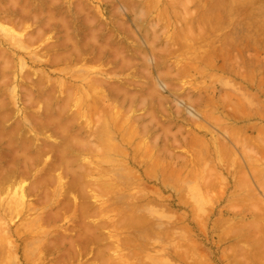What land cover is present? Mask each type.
<instances>
[{
    "label": "rangeland",
    "instance_id": "rangeland-1",
    "mask_svg": "<svg viewBox=\"0 0 264 264\" xmlns=\"http://www.w3.org/2000/svg\"><path fill=\"white\" fill-rule=\"evenodd\" d=\"M24 1L25 0L0 1V6L2 5L0 7L1 9L6 4L4 10L0 9V54L3 51L4 54L2 53V56L6 59L9 57L7 62L1 56V58L4 59V64L2 62L3 59L0 60V69L2 70L0 71H4V74H0V101L4 100L3 103L0 102L2 103L0 108L5 104L4 108H2L3 111H0V114L3 112V115L4 112L6 113L8 110V112L11 111L10 114L12 113L11 115L9 114L10 117L8 118V121H6V116L4 117L1 115L0 117L6 119L4 120L6 122H3L2 125L4 126V130L9 131L13 128L12 126L15 128L17 127L15 125H19L18 128L21 129L18 133H23L24 130L26 132V135L24 132L20 137L16 133L15 138L17 137V140L14 138V140H16L14 141L15 144L13 146L11 145V148H15L13 151L17 150L16 152H18V154H20V152L27 155L32 154V157L35 153L37 154L36 156H38L45 152L43 156H46H44V158L43 156L38 158L40 155L38 157L34 156L37 158H34V160L30 157L31 159L29 158V160H31L32 163L25 161V164H23L24 161H22V159L24 160L25 158V160H28L26 156L23 157L24 155H18L20 157L16 159L17 156L14 158L15 154H12L13 151L11 150V152L10 149L7 148L9 146L6 145L7 140L0 143L1 152H3L5 156L3 153L1 154L4 157V160L6 159L4 161L5 165H8L9 160L13 157L14 160L12 161L14 169L19 173L16 174V183L9 186L10 188L7 187L9 190L7 188L3 190L0 189V204L2 203L1 205L3 207H0V217L2 218H0V222L2 221L0 223V231L2 229L0 236L3 237L4 234L7 235V233H9L11 235L10 240L14 242H10V245L13 244L12 247L16 249L13 250L10 246L9 248H12V251L10 250V258H7V261H5V259L2 260L0 264H11L10 260L12 259L14 264H23L29 261V259L31 261H29L28 264H35V261H38L37 264H43V262L46 264H239V262L241 263L242 261L241 264H264V230H262L264 227V220L261 219L264 218V212L261 211L264 210V200L260 201L259 204V198L264 199V189H262V184H260V181L258 180V178L263 179L264 177V146H261L264 145V142L259 144L253 139L257 138V133H259L260 130L264 131V0H52L53 3L51 2V4H49L50 0H26V3ZM76 4H78L79 7L82 6L83 10ZM14 5L15 7H13ZM76 6L79 9H75ZM11 7L14 10H12ZM5 8H7V11H5ZM48 8L50 10H47ZM22 9L24 11L27 9L25 12H29L28 15H25V12L22 14ZM52 9L54 13H52ZM38 11L39 13H37ZM49 11L53 16H51L52 14H50ZM46 12L48 17L45 15ZM30 14H33V17ZM23 15L26 17H22ZM11 16L12 19L16 21L13 22ZM20 16L22 18H20ZM49 17H51L53 21L57 18L58 21L56 20V22H53ZM7 18L9 19L6 20ZM33 18L36 19V21L32 20ZM85 18H87V20ZM19 20H21L20 24ZM87 21H89L91 25ZM64 22L66 23L64 24ZM47 24L48 26L50 25V27H48ZM64 25L66 26L64 27ZM18 26H21V28ZM37 28L39 30L41 29V33ZM66 28L68 30L67 34L65 33ZM89 29H91V31ZM68 34L72 38L69 37V39ZM29 35L30 37L32 35L34 36L30 38ZM25 37L28 38V40ZM33 37L34 39H32ZM92 38H94L93 40L95 42L97 41V44L101 42L98 47ZM63 39L66 40L65 43L68 39V43L72 42L73 45L71 43H67L68 45H66ZM71 39L73 41H71ZM46 41H49V44ZM88 41L90 42L88 43ZM59 42H63L61 43L62 45L64 44L63 47ZM56 43H58V45ZM104 43L106 44L104 45ZM85 44L88 45L85 46ZM73 46L78 48H72ZM113 48L117 49L113 51ZM28 49L30 50L28 51ZM74 49L79 50V52L76 50L73 52ZM68 51H72L73 53H66ZM76 52L80 54V57H78L80 60L76 59L78 56V54L77 56L75 55ZM113 52L117 56H114ZM66 54L72 55L74 60L69 58L70 61L68 58L67 60L63 58ZM7 55L8 57H6ZM99 55L101 57H99ZM52 56H54V59H52ZM19 57H21V61L19 60ZM38 57H40V59L43 58L40 60ZM9 60L11 64L9 63ZM63 60H65V62ZM18 61H20L22 65L24 62L25 65L21 68V64H19L20 62ZM56 62L58 64H55ZM7 63L10 65H7ZM120 65H122V67ZM114 69H116V71ZM96 73L98 75L95 76ZM4 75L6 77H4ZM23 75L25 76L23 77ZM2 77L4 78V83ZM5 78L7 85L5 83ZM9 80L10 82H8ZM105 81L106 83H104ZM131 81L134 84L130 83ZM98 83L99 85L101 84V87ZM113 83H115V85H113ZM163 83L165 84L163 85ZM110 84H112V87ZM110 87L113 90L116 88V92ZM23 88H25V90H23ZM154 88L156 89L154 90ZM150 89L160 98H158L156 94L154 95V92H151ZM122 90L124 92L120 94ZM148 90L149 93H147ZM49 92H52V94H49ZM128 92L134 93L131 95ZM136 93H141L140 95L142 96L139 97V94ZM134 94L136 98L134 97ZM92 95L94 97L96 96L98 99L95 101L94 99L96 97L94 98ZM68 96H71V99H69ZM147 96H151L150 98L152 100L146 98V100L143 101L142 98ZM28 97H30V106L26 103L28 102L26 99ZM92 97L94 99H92ZM223 97L228 99L225 100ZM66 99H68V106L67 104H64L66 103ZM99 99H102L104 103L102 101L99 102ZM122 100L123 102H120ZM228 100L230 101L228 102ZM31 101H33L35 105ZM110 102L113 103V109L104 110H110L108 114H105L102 108L105 104L111 105ZM101 103H103V105H98ZM129 103L131 104L130 107ZM39 104L41 108L39 107ZM149 106H152V109ZM96 107L98 109H96ZM109 107L112 108L111 106H108V108ZM105 108L106 106L104 109ZM97 110H99L101 114L99 111L97 112ZM151 110H153V112ZM177 111L178 114H176ZM117 112L121 113L119 114ZM210 112L212 113L210 114L212 116L208 114ZM103 113L106 115L105 117L108 121V125H105L106 121H101L102 117H104ZM9 115H7V117ZM30 115H32V117ZM35 116L36 119L38 118L37 121L39 122H35ZM144 116H146V118ZM149 116H151V118ZM70 117H72L73 121ZM212 117L215 119L220 117V122L222 119L224 123H226V126L228 125V128L224 126L225 124H223V122L222 124L219 123L218 118L216 121L215 119H212ZM76 118L77 120L74 121ZM113 118L118 123L116 125L115 122L116 126L113 124ZM136 118H140V120L138 119V121H136ZM50 119H52V121H50ZM53 119L56 121L55 124ZM68 119L74 124H70ZM150 119L156 121L159 126L156 122H151ZM125 121L127 122L125 123ZM65 122L68 127L64 125ZM146 122L149 123L147 124ZM57 123H60L59 125H64V127L62 126L63 128H68L64 129L67 131H65L66 133L62 132L63 136L60 135L63 128L59 132L58 130L61 129L59 128L61 126H58ZM145 123L147 130H143L145 127L143 129L140 127V125L145 126ZM121 124H123L124 129L123 127H120ZM128 126L129 128H127ZM164 126L167 130L164 129ZM178 126H180V128H178ZM230 126H236V128H239L238 131H241V133L239 132L241 136L239 145L237 144L239 142H235L236 139L230 134V132L227 133L231 130ZM155 127L156 129H154ZM101 128L104 130L107 128V132L103 130L104 133H102ZM108 128H110V133L113 135H106V133L109 132ZM119 128L122 129L119 130L120 133L118 135L117 130ZM161 128H163L165 132ZM80 129L81 131H79ZM91 129L97 131L93 132ZM56 130L59 133L56 132ZM177 130H180L179 132H181V134H178ZM167 131H170L169 133L172 134H168ZM124 132H126L127 135H125ZM173 132L177 133H175L176 136ZM64 133L67 135L65 136ZM73 134L75 135V139ZM165 134L167 136H165ZM219 134L224 138L221 139L220 136H217ZM70 136L73 137L68 138ZM28 138L32 139L28 140ZM79 138L82 139L80 140ZM174 138L177 140L175 139L173 141ZM22 139H25L24 144H31V147L29 148L30 150L28 149L27 152H24L27 147L23 148L24 144ZM99 139H102V141H99ZM124 139L127 140L128 143H126ZM154 139L156 144H153L154 142H152ZM243 139L246 141L245 143H247L245 147L242 144ZM20 140L22 143H20ZM222 141L224 146L227 145L226 151H232V157L224 151V146L221 145ZM66 142H69V147H67V145H65V147L64 145L62 146V144H67ZM73 142H76V144L77 142L80 143L78 144L79 147L76 148L75 146L78 145H71L74 144ZM111 142L112 144H110ZM217 143H220V145ZM47 144L56 147L48 146V148H51L53 151L49 149L46 153L42 148L46 147L47 150ZM82 144H85V147ZM92 145L94 149L91 148ZM4 146L6 148H4ZM80 146H82V148ZM133 146H136V149H133ZM230 146L233 147L231 148ZM35 147L38 148V150ZM121 147L124 148V151H121ZM219 147L224 149H221L222 154L226 153L230 157L225 154V156H223L220 153L221 151L218 152ZM56 148L60 151L64 149L67 153L64 152V155L62 156L65 158L67 157L66 159H71L72 157L73 160L71 159L70 161L68 159L70 163H67V165V160L64 164L63 161L65 158L60 159L61 156H56L59 155V151L58 153L56 152L57 154L55 153ZM22 149L24 151H22ZM166 149L169 150L166 151ZM241 149L243 152L245 149H250L248 152L250 155L252 154L254 157V155L257 154L256 157L259 156L258 159H260V161L254 158L259 163L254 161L256 164L253 165V167L259 166V169L262 171L261 177L259 175L257 177L255 174L256 172L251 169L253 161L249 157L247 158H249L250 161L245 157L249 156V154L245 155L247 154L246 151L244 154L241 152ZM118 150L123 154L125 152L124 155L126 157L123 154L119 155L120 152ZM251 151L252 153H250ZM134 152H137L136 156H138L136 158L134 157ZM219 153L222 156H220ZM235 153L239 159L237 163L233 161ZM102 154L105 156H99ZM243 154L245 156H243ZM77 156L82 158L80 159V157H78L77 159ZM151 157L152 161L150 160ZM137 158L141 160V163L140 161H136ZM220 158L221 160L223 159V161H221ZM225 159L227 160L225 161ZM149 160L151 162H149ZM109 162L110 164L108 165ZM137 162L139 163L137 164ZM30 164L33 165L34 168H32ZM52 165L57 167L56 170L53 169ZM148 165L150 166L148 167ZM228 165H230V167ZM151 166L152 168H150ZM70 167L72 168V171H70ZM241 167H244V171L248 174L247 177L251 181V187L254 186L252 189L254 197L252 192L251 197L250 194H248V191H246V184L245 186L242 184L245 187L244 188L241 183L239 184V181H236V179L239 178L237 175L240 176L241 174H239V172L243 171V169L241 170ZM123 169L127 171H121ZM210 169L212 173L211 177H208L207 173H210V171H208ZM212 169L217 174H215ZM249 169L252 170V172H250ZM52 170L53 172H56L53 173ZM26 171L27 173H25ZM46 171L48 173H46ZM151 171L152 174H150ZM86 172H89V174ZM70 173L75 174L77 178H80L81 180L79 179V181H77L78 179L75 175L72 176ZM109 173L111 175L113 173L116 175L113 174L111 176L108 175ZM251 173L254 174L252 175ZM48 174L49 176L55 174V178H53V176L48 178ZM101 174L104 177L101 176ZM136 174L138 176H136ZM233 174L235 175L233 176ZM106 175L109 176V178H107ZM153 175L155 179H152L154 178ZM216 176L219 177V179L221 178L220 181H218ZM255 177H257V179ZM60 178L62 181H60ZM72 178L74 180L76 179V183L79 182L78 185L74 183L75 181H71ZM56 179L59 180L55 182L57 184L53 182ZM69 181L72 184L74 183L75 186L71 187ZM89 181L91 182L90 184ZM43 182H45V184ZM67 182L70 184L68 185ZM112 182H114V184ZM256 182H258L260 186H258V183ZM21 184L24 185L22 186ZM35 184L37 185L35 186ZM210 184L213 186L211 187ZM108 185L111 187L116 185L115 187L117 189L111 191ZM28 186H30L31 189H29ZM68 187H70L69 189H71L72 192L67 189ZM219 187H221V189ZM45 188H47L48 192L51 189L49 196L47 194L48 192L46 193ZM72 188L76 190H73ZM32 189L34 191H32ZM5 190H8L6 191L7 193ZM15 190L19 191L17 192ZM100 190H102V192ZM65 191L71 195L67 194L66 196ZM117 191L118 193H116ZM206 191L208 193H206ZM19 192L23 193L25 197L23 203H21L22 199L18 201V197L20 198ZM105 192L108 194L110 193L109 196L108 194L105 196ZM15 193H17L16 199ZM82 193L84 195H82ZM44 194L47 195L45 196ZM77 194V197H79L81 202L78 200L75 201L74 197ZM85 194L88 197L85 196ZM93 196L96 197L94 198ZM47 198L51 202L48 205H46L47 202H45ZM69 198H71V200ZM72 198L74 199V203H72ZM64 199L66 201H64ZM238 199L239 201H237ZM252 199H254L255 202L256 200L258 201V203L256 202L257 208H254V206L252 207V205H254L253 203L251 204V202L254 201H250ZM42 200L45 203L42 202ZM69 200L71 202H69ZM66 202L69 204L67 205L68 207H62V205L67 204ZM85 202L90 204L88 205ZM18 203L19 207H22V205L25 206H23L22 209H15L14 207H16ZM248 203L249 205H246ZM10 204L13 206L9 207ZM241 204L243 205L242 208L240 207ZM87 205L89 207H87ZM259 206H261V208ZM4 207L6 209L8 207L9 209L6 211ZM72 207H74L75 210ZM232 207L235 211L232 210ZM235 207H239V210ZM258 207L260 209L258 211H261V214L257 211V217L262 216L260 218L262 222H260V220L258 221L257 217L256 220L253 219L255 218L254 214L257 213L254 209H258ZM60 208L63 210L60 211L61 213L59 214L61 217L58 218L57 216L59 214H56L55 210H61ZM95 208H97V210ZM65 209L69 211L67 212ZM8 210L11 212L7 213ZM78 210L83 211H81L80 214ZM114 210L116 212H114ZM50 212L52 214L55 212L56 216L54 214L52 215ZM49 214H51V217H57V220L53 219L54 217L48 219ZM101 214L104 215L101 216ZM106 214L111 215L107 216ZM155 214H157V216H155ZM99 216H101L102 219ZM36 217H39V220H37ZM82 218L85 219V223H83ZM122 218L126 219L123 220ZM32 220L34 223H32ZM127 220H129L128 223ZM238 220L239 222L241 221V224ZM254 220L260 224L261 227L257 226V228L260 229L253 230L251 228H255L254 224L256 223L253 224L254 226L247 225L246 222H249L250 224V222L253 223ZM103 222H105V224ZM90 223V229H96L95 226H97L98 223L101 228L97 226L99 231L94 229L93 231L95 232L93 233L95 234L91 232V235L87 236V234H83L86 230H82L83 228L81 227ZM115 223L118 225L117 229ZM233 223H235V227L233 226ZM242 223L244 227L241 226ZM27 225H29V228H27ZM238 227H241V229H238ZM235 229L236 232H233V234L231 231H235ZM115 230H119L120 232H115V234L117 233L122 236L120 237L113 234ZM20 231L23 232L22 234L26 235H22ZM89 232L86 231V233ZM77 233L80 235V238L82 235L88 237L83 236V242L88 243L89 239L91 240L89 244H84L88 247V250L84 251L85 253L78 250L82 249L80 246L83 242H81L82 239H79L81 241H76V238H79V235L76 236ZM32 234L37 236H33ZM110 234H113L112 237ZM38 235L41 238H39ZM95 235L98 238H96ZM114 235L121 239V242L119 239L118 240L122 244H120L122 248L119 243L116 242L117 239L115 241L116 237ZM32 236L35 239L37 238L36 240L39 241V239H42V241L37 242ZM61 236L62 238L65 236L63 240ZM1 237L0 243L1 241H4L1 240L3 239ZM30 238L32 240L34 239L33 242H37V246L34 245L31 247L33 243H30ZM69 238L72 240V243L68 241ZM108 238L114 239L109 240ZM239 238L244 239L245 242ZM247 238L248 240H245ZM251 238L255 240H252ZM58 239L59 242H57V244L53 243L54 246H51L52 243L50 242H56ZM60 240H62V242L64 240L67 241L60 243ZM238 240L242 241L240 242ZM67 242L71 243L70 246ZM73 243L76 246L73 245L71 247ZM48 244H50L51 247H49ZM115 244L118 251L113 247L111 248V246H115ZM251 244L252 249H250ZM254 244L256 245L254 246ZM105 245L106 249L107 247L110 248L107 249L108 253L107 250H102V246ZM85 246L82 245V247ZM239 246H241L240 250L237 249ZM243 246H245V248ZM34 247H36V251L31 253L32 250L35 249ZM73 247L78 255L73 253L75 250H71ZM187 247L189 248V251L187 250ZM232 247L234 250L231 249ZM97 248L100 251H103L102 258V253L99 254L100 256L96 254V251L99 252ZM259 248L261 249L258 250ZM28 249L31 251V256H28L29 258L26 255ZM47 249L50 250L48 251ZM191 249L197 253H191ZM125 250L127 252H125ZM121 251H124V253ZM133 251L136 254H133ZM186 251L188 253H186ZM63 252H65V255ZM119 253L121 255L122 253L123 255L125 254V257L122 255L121 258L123 259H120ZM239 253L240 255H238ZM23 254L25 255L24 257ZM258 254L260 257L256 256ZM72 255H75V258H73L74 256ZM96 255L98 257H96ZM111 255L114 258L113 260L110 258L112 257ZM116 255L119 256L117 257ZM255 256L258 257V259ZM25 257L28 259L27 261L24 259ZM66 257L69 259L66 260ZM183 257L184 259H182ZM109 258L111 260H108ZM125 258L127 259V262L125 261ZM239 258H241L240 261ZM243 258L244 260L249 261L244 262ZM130 261L132 263H130Z\"/></svg>",
    "mask_w": 264,
    "mask_h": 264
},
{
    "label": "bare ground",
    "instance_id": "bare-ground-1",
    "mask_svg": "<svg viewBox=\"0 0 264 264\" xmlns=\"http://www.w3.org/2000/svg\"><path fill=\"white\" fill-rule=\"evenodd\" d=\"M0 1H1V0H0ZM8 1H9V0H8ZM12 1H14V0H12ZM25 1H26V0H25ZM25 1H24V2H25ZM27 1H28V0H27ZM57 1H59V0H57ZM51 2H52V0H50L49 4H51ZM60 2H61V1H60ZM60 2H59V3H60ZM25 3H26V2H25ZM25 3H23V4H25ZM42 3H43V1H42ZM52 3H53V2H52ZM55 3H56V2H55ZM4 4H5V2H4ZM16 4H17V3H16ZM16 4H15V5H16ZM45 4H46V3H45ZM49 4H48V5H49ZM57 4H58V3H57ZM5 5H6V4H5ZM5 5H4V6H5ZM9 5H10V3H9ZM12 5H13V3H12ZM15 5H14L13 7H15ZM29 5H30V4H29ZM52 5H53V4H52ZM76 5L79 7L78 4H76ZM1 6H2V5H1ZM1 6H0V7H1ZM4 6H3V8H2L3 10H4ZM7 6H8V4H7ZM7 6H6V7H7ZM39 6H40V5H39ZM49 6H50V5H49ZM49 6H48V7H49ZM77 6H76L75 9H79V8L82 9V6H80L79 8H78ZM17 7H18V6H17ZM28 7H29V6H28ZM11 8H12V7H11ZM46 8H47V7H46ZM0 9H1V8H0ZM2 9H1V10H2ZM5 9H6L5 11H7V8H5ZM27 9H28V8H27ZM27 9H25V11H26ZM40 9H41V7H40ZM12 10H14V9L12 8ZM47 10H50V9L48 8ZM61 10H62V9H61ZM82 10H83V9H82ZM20 11H21V10H20ZM22 11H23V13H22ZM22 11H21V13L24 14L25 11H24L23 9H22ZM59 11H60V10H59ZM80 11H81V10H80ZM40 12H41V11H40ZM47 12H48V11H47ZM47 12L45 13V15L47 14ZM49 12H50V11H49ZM11 13H12V12H11ZM28 13H29V12H28ZM28 13L25 12V15H26V14L28 15ZM37 13H39V11H38ZM52 13H54L53 9H52ZM52 13L50 12V14H52ZM18 14H20V13H18ZM41 14H42V13H41ZM58 14H59V13H58ZM7 15H8V13H7ZM20 15H21V14H20ZM25 15H23L22 17H24ZM30 15H31V14H30ZM32 15H33V14H32ZM32 15H31V16H32ZM42 15H44V14H42ZM34 16H35V12H34ZM37 16H40V15H37ZM46 16H47V15H46ZM51 16H53V14H52ZM22 17L20 16V18H22ZM25 17H26V16H25ZM32 17H33V16H32ZM47 17H48V16H47ZM87 17H88V16H87ZM9 18H10V16H9ZM9 18H7L6 20H8ZM18 18H19V17H18ZM18 18H17V19H18ZM41 18H42V17H41ZM52 18H53V17H52ZM11 19H12V16H11ZM23 19H24V18H23ZM39 19H40V17H39ZM47 19H48V18H47ZM49 19H51V17H49ZM58 19H59V18H58ZM85 19L87 20V18H85ZM0 20H1V19H0ZM12 20H13V19H12ZM32 20H35V21H36V19H34V18H33ZM51 20L53 21V19H51ZM54 20H55V21H53V22H56L57 18L54 19ZM65 20H66V19H65ZM88 20H89V19H88ZM14 21H16V20H13V22H14ZM20 21H21V20H19V24H20ZM28 21H29V20H28ZM46 21H49V20H46ZM52 21H51V22H52ZM57 21H58V20H57ZM67 21H68V18H67ZM13 22H12V23H13ZM26 22H27V21H26ZM43 22H44V21H43ZM51 22H50V23H51ZM87 22L89 23V21H87ZM87 22H86V23H87ZM27 23H28V22H27ZM32 23H33V22H32ZM50 23H49V24H50ZM62 23H63V22H62ZM65 23H66V22H64V24H65ZM88 23H87V24H88ZM8 24H9V22H8ZM58 24H60V23H58ZM69 24H71V23H69ZM89 24H90V23H89ZM9 25H10V24H9ZM21 25H22V24H21ZM30 25H31V24H30ZM45 25H46V24H45ZM61 25H63V24H61ZM90 25H91V24H90ZM23 26H24V25H23ZM47 26H48V24H47ZM65 26H66V25H64V27H65ZM18 27L21 28V26H18ZM48 27H50V25H49ZM64 27H62V28H64ZM67 27H68V25H67ZM20 28H19V29H20ZM45 28H47V27H45ZM60 28H61V27H60ZM37 29H38V28H37ZM38 30H39V29H38ZM89 30L91 31V29H89ZM93 30H94V29H93ZM31 31H32V29H31ZM40 31H41V29L39 30V32H40ZM67 31H68V30H67V28H66V31H65L66 34H67ZM36 32H37V30H36ZM70 32H71V31H70ZM37 33H38V32H37ZM40 33H41V32H40ZM88 33H90V32H88ZM95 34H96V33H95ZM25 35H26V34H25ZM38 35H39V34H38ZM42 35H43V33H42ZM48 35H49V34H48ZM92 35H93V34H92ZM32 36H34V35H32ZM32 36H31V37H32ZM39 36H40V35H39ZM56 36H57V35H56ZM90 36H91V34H90ZM94 36H95V35H94ZM94 36H93V37H94ZM29 37H30V35H29ZM31 37H30V38H31ZM48 37H49V36H48ZM57 37H58V36H57ZM69 37H70V36H69V34H68V38H69ZM25 38H26V37H25ZM30 38H29V39H30ZM52 38H53V37H52ZM54 38H55V37H54ZM70 38H72V37H70ZM70 38H69V39H70ZM26 39L28 40V38H26ZM32 39H34V37H33ZM49 39H50V38H49ZM90 39H91V38H90ZM93 39H94V38H92V40H93ZM21 40H22V39H21ZM30 40H31V39H30ZM30 40H29V41H30ZM37 40H38V39H37ZM44 40H45V39H44ZM75 40H76V38H75ZM86 40H87V39H86ZM95 40H96V39H95ZM2 41H3V40H2ZM22 41H23V40H22ZM63 41H64V43H65L66 40L63 39ZM71 41H73V40L71 39ZM93 41H94V40H93ZM46 42L49 44V41H46ZM89 42H90V41H88V43H89ZM96 42H97V41H96ZM96 42L94 41V43H95V44L97 45V47H98V45H99L101 42L98 43V44H97ZM33 43H34V41H33ZM40 43H41V42H40ZM42 43H43V42H42ZM59 43L61 44V43H63V42H59ZM67 43H68V39H67V42H66L65 44H66V45H68L69 43L72 44V42H69L68 44H67ZM91 43H92V41H91ZM94 43H93V45H94ZM106 43H107V41H106ZM106 43H104V45H105ZM56 44L58 45V43H56ZM83 44H84V43H83ZM41 45H42V44H41ZM53 45H54V44H53ZM63 45H64V44H63ZM63 45L61 44L62 47H63ZM72 45H73V44H72ZM72 45H71V46H72ZM74 45H75V44H74ZM86 45H88V44H85V46H86ZM10 46H11V45H10ZM50 46H51V45H50ZM61 46H60V47H61ZM85 46H84V47H85ZM108 46H109V45H108ZM74 47H76V46H73L72 48H74ZM76 48H78V47H76ZM111 48H112V47H111ZM54 49H55V48H54ZM81 49H82V48H81ZM84 49H85V48H84ZM116 49H117V48H113L112 50L114 51V50H116ZM194 49H195V48H194ZM29 50H30V49H28V51H29ZM72 50H73V49H72ZM75 50H76L77 52H79V50H77V49H74L73 52H75ZM0 51H1V50H0ZM39 51H40V50H39ZM110 51H111V50H110ZM40 52H41V51H40ZM51 52H52V51H51ZM69 52L71 53L72 51H68V52H66V53H69ZM73 52H72V53H73ZM77 52H76V54L74 53L76 56H77V54H78V56H77L76 59H78V57H80V54L77 53ZM89 52H90V51H89ZM104 52H105V51H104ZM2 53L4 54L3 51H2ZM2 53L0 54V60L4 58V57L2 56V55H3ZM100 53H101V52H100ZM100 53H99V54H100ZM116 53H117V52H116ZM179 53H180V52H179ZM49 54H50V53H49ZM113 54H114V56L116 55L114 52H113ZM31 55H33V54H31ZM1 56H2L3 58H1ZM45 56H46V55H45ZM116 56H117V55H116ZM6 57H8V55H7ZM35 57H36V56H35ZM52 57H53L52 59H54V56H52ZM99 57H101V56L99 55ZM99 57H98V59H99ZM8 58H9V57H8ZM8 58H7V59L4 58V59L8 62ZM42 58H43V57H42ZM42 58H41V59H42ZM63 58H65L66 60H67V58H68V59H69V58L73 59L72 55H70V54H69V55L66 54L65 57L63 56ZM117 58H118V57H117ZM121 58H122V56H121ZM4 59L2 60L3 64H4ZM20 59H21V57H19V60H20ZM38 59H40V57H38ZM41 59H40V60H41ZM46 59H47V57H46ZM90 59H91V58H90ZM100 59H101V58H100ZM10 60H11V59H10ZM10 60H9V63H10ZM21 60H22V59H21ZM21 60H20V61H21ZM36 60H37V59H36ZM69 60H70V59H69ZM69 60H68V61H69ZM73 60H74V59H73ZM78 60H80V59H78ZM88 60H89V59H88ZM11 61H12V60H11ZM20 61H18V62H20ZM63 61L65 62V60H63ZM70 61H71V60H70ZM70 61H69V62H70ZM75 61H76V60H75ZM97 61H98V60H97ZM97 61H96V62H97ZM121 61H122V60H121ZM123 61H124V59H123ZM61 62H62V61H61ZM77 62H78V61H77ZM85 62H86V61H85ZM87 62H88V61H87ZM130 62H131V61H130ZM132 62H134V61H132ZM5 63H6V62H5ZM75 63H76V62H75ZM120 63H121V62H120ZM145 63H146V61H145ZM10 64H11V63H10ZM10 64L7 63V65H10ZM19 64H21V68H22L23 65H25L24 62H23V65H22L21 62H20ZM53 64H54V62H53ZM55 64H58V63L56 62ZM126 64H127V63H126ZM128 65H129V64H128ZM132 65H133V63H132ZM4 66H5V65H4ZM120 66L122 67V65H120ZM11 67H12V65H11ZM125 67H126V66H125ZM7 68H8V66H7ZM9 68H10V67H9ZM12 69H13V68H12ZM119 69H121V68H119ZM179 69H180V68H179ZM182 69H183V68H182ZM0 70H1V69H0ZM20 70H21V69H20ZM103 70H104V69H103ZM103 70H102V71H103ZM114 70L116 71V69H114ZM1 71H2V70H1ZM1 71H0V72H1ZM5 71H6V70H5ZM141 71H142V70H141ZM177 71H178V70H177ZM180 71H181V70H180ZM184 71H185V69H184ZM19 72H20V71H19ZM100 72H101V71H100ZM72 73H73V72H72ZM78 73L80 74L79 71H78ZM78 73H77V74H78ZM102 73H103V72H102ZM0 74H4V71L1 72ZM77 74H76V75H77ZM79 74H78V76H79ZM144 74H145V73H144ZM160 74H161V73H160ZM162 74H163V73H162ZM28 75H29V74H28ZM87 75H88V74H87ZM96 75H98V74L96 73L95 76H96ZM2 76H3V75H2ZM8 76H9V75H8ZM24 76H25V75H23V77H24ZM26 76H27V75H26ZM80 76H82V75H80ZM90 76H92V75H90ZM93 76H94V75H93ZM159 76H160V75H159ZM4 77H6V76L4 75ZM28 77H29V76H28ZM162 77H163V76H162ZM164 77H165V76H164ZM2 78H3V77H2ZM26 78H27V77H26ZM26 78H25V79H26ZM29 78H30V77H29ZM82 78H83V77H82ZM30 79H31V78H30ZM30 79H29V80H30ZM98 79H99V78H98ZM26 80H27V79H26ZM29 80H28V81H29ZM101 80H102V79H101ZM101 80H100V81H101ZM94 81H95V80H94ZM102 81H103V80H102ZM124 81H125V80H124ZM6 82H7V81H6V78H5V83H6ZM8 82H10V80H9ZM126 82H127V81H126ZM3 83H4V78H3ZM30 83H31V81H30ZM30 83H29V84H30ZM93 83H94V82H93ZM95 83H96V82H95ZM104 83H106V81H105ZM115 83H116V82H115ZM115 83H113V85H115ZM124 83H125V82H124ZM127 83H129V82H127ZM130 83H132V81H131ZM138 83H139V82H138ZM0 84H1V82H0ZM31 84H32V83H31ZM33 84H34V83H33ZM132 84H134V83H132ZM135 84H136V83H135ZM164 84H165V83H163V85H164ZM6 85H7V83H6ZM96 85H97V83H96ZM98 85H99V83H98ZM111 85H112V84H110V86H111ZM129 85H130V84H129ZM141 85H142V84H141ZM144 85H145V84H144ZM4 86H5V85H4ZM22 86H23V85H22ZM99 86L101 87V84H100ZM104 86H105V84H104ZM134 86H135V85H134ZM165 86H166V85H165ZM19 87H20V86H19ZM25 87H26V86H25ZM35 87H36V86H35ZM111 87H112V86H111ZM111 87H110V88H111ZM114 87H115V86H114ZM114 87H113V88H114ZM117 87H118V85H117ZM140 87H141V86H140ZM142 87H143V86H142ZM61 88H62V87H61ZM75 88H76V87H75ZM107 88H108V87H107ZM119 88H120V87H119ZM151 88H152V87H151ZM234 88H235V87H234ZM28 89H29V88H28ZM38 89H40V88H38ZM67 89H68V88H67ZM72 89H73V88H72ZM111 89H112V88H111ZM111 89H110V90H111ZM121 89H122V88H121ZM121 89H120V90H121ZM155 89H156V88H154V90H155ZM157 89H158V88H157ZM21 90H22V89H21ZM23 90H25V88H23ZM23 90H22V91H23ZM61 90H62V89H61ZM112 90H113V89H112ZM115 90H116V88H115L113 91H115ZM125 90H126V89H125ZM150 90H151V89H150ZM26 91H27V90H26ZM67 91H68V90H67ZM72 91H73V90H72ZM72 91H71V92H72ZM76 91H78V90H76ZM137 91H138V90H137ZM68 92H69V91H68ZM115 92H116V91H115ZM123 92H124V91L122 90V92H121V93L119 92V93L122 94ZM138 92H139V91H138ZM151 92H154V91L151 90ZM27 93H28V92H27ZM50 93L52 94V92H49V94H50ZM66 93H67V92H66ZM72 93H73V92H72ZM75 93H76V92H75ZM128 93H129V92H128ZM133 93H134V92L129 93V94L132 95ZM147 93H149V90L147 91ZM28 94H29V93H28ZM68 94H69V93H68ZM96 94H97V93H96ZM136 94H139V93H136ZM140 94H141V93H140ZM140 94H139V97L142 96V95H140ZM155 94H156V93L154 92V95H155ZM116 95H117V94H116ZM118 95H119V94H118ZM131 95H130V96H131ZM27 96H28V95H27ZM27 96H26V97H27ZM92 96H93V95H92ZM103 96H104V95H103ZM105 96H106V95H105ZM156 96H157V94H156ZM30 97H31V96H30ZM30 97L26 98V99L28 100V102H26V103H28L29 106H30V102H29V101H30V99H29ZM68 97H69V96H68ZM70 97H71V96H70ZM70 97H69V99H71ZM93 97H94V96H93ZM93 97H92V99H94L96 96H95L94 98H93ZM127 97H128V96H127ZM134 97H135V94H134ZM150 97H151V96H149V97L147 96V97H144L145 99H144V98H142V99H143V101H144V100H146V98L148 99V98H150ZM157 97H158V96H157ZM226 97H227V96H226ZM228 97H229V96H228ZM102 98H103V97H102ZM116 98H117V96H116ZM125 98H126V97H125ZM125 98H124V99H125ZM132 98H133V97H132ZM132 98H131V99H132ZM135 98H136V97H135ZM158 98H160V97H158ZM158 98H157V99H158ZM79 99H80V98H79ZM86 99H87V98H86ZM97 99H98V98L96 97L94 100L96 101ZM121 99H122V98H121ZM150 99H151V98H150ZM221 99H222V98H221ZM223 99H225V98L223 97ZM223 99H222V100H223ZM226 99H228V98H226ZM226 99H225V100H226ZM2 100H3V99H2ZM35 100H36V99H35ZM67 100H68V99H66V103H64V104H67V103H68ZM99 100H100V99H99ZM104 100H105V99H104ZM114 100H115V99H114ZM151 100H152V99H151ZM3 101H4V100H3ZM3 101H0V102L3 103ZM36 101H37V100H36ZM101 101L104 103V101H103L102 99H101L99 102H101ZM107 101H108V100H107ZM107 101H106V102H107ZM112 101H113V100H112ZM130 101H132V100H130ZM130 101H129V102H130ZM139 101H140V100H139ZM149 101H150V100H149ZM229 101H230V100H228V102H229ZM31 102L33 103V101H31ZM37 102H38V101H37ZM71 102H72V101H71ZM97 102H98V101H97ZM97 102H94V103H97ZM99 102H98V103H99ZM120 102H123V100L120 101ZM224 102H225V101H224ZM2 103H0V106H1ZM24 103H25V102H24ZM26 103H25V105H26ZM32 103H31V104H32ZM38 103H39V102H38ZM69 103H70V102H69ZM77 103H79V102H77ZM77 103H76V104H77ZM103 103L98 104V105H103ZM110 103H111V102H110ZM130 103H132V102H130ZM130 103H129V107L131 106ZM149 103H150V102H149ZM234 103H235V102H234ZM33 104H34V103H33ZM79 104H80V103H79ZM112 104H113V103H111V105H106V104H105V105L103 106V108H102L103 111H104V110H108V109H113ZM140 104H141V103H140ZM34 105H35V104H34ZM34 105H33V106H34ZM88 105H90V104H88ZM4 106H5V104H4ZM4 106H2V107L0 108V111H3L2 108H4ZM57 106H58V105H57ZM63 106H65V105H63ZM67 106H68V104H67ZM96 106H97V105H96ZM105 106H106L107 109H106V108L104 109ZM108 106H111L112 108H110V107L108 108ZM121 106H122V105H121ZM121 106H120V107H121ZM143 106H145V105H143ZM39 107H40V104H39ZM75 107H76V106H75ZM87 107H88V106H87ZM101 107H102V106H101ZM149 107H150V106H149ZM40 108H41V107H40ZM61 108H63V107H61ZM90 108H92V107H90ZM118 108H119V107H118ZM121 108H122V107H121ZM150 108L152 109V106H151ZM63 109H64V108H63ZM96 109H98V108L96 107ZM99 109H100V108H99ZM176 109H179V108H176ZM38 110H39V109H38ZM38 110H37V111H38ZM57 110H59V109H57ZM57 110H56V112H57ZM76 110H77V109H76ZM100 110H101V109H100ZM129 110H130V108H129ZM153 110H154V109H153ZM153 110H151V111L153 112ZM8 111H9V110H8ZM8 111H7L6 113L4 112L3 115H2L3 112L0 114V116H1V115L4 116V117L6 116V119H7V120H6V119H2L3 117H0V143H2L3 141L7 140V141H6V142H7L6 145H7V146L9 145L7 148H9L10 151H11V150L13 151V150H15V148H11V145L13 146V145L15 144L14 141L17 140V139H16L17 137L15 138L16 133H17L18 136L20 137V135H23V133L25 132V130H24L23 133H18V132L20 131V129H21V128H20V129L18 128L19 125H15V126H17V127H15V128H14V126H12L13 128H11L9 131L4 130V126H2V125H3V122L8 121V118H9L10 115L12 114V113L10 114L11 111H10V112H8ZM98 111H99V110H97V112H98ZM114 111H115V110H114ZM114 111H113V112H114ZM118 111H119V110H118ZM65 112H66V111H65ZM72 112H73V111H72ZM97 112H96V113H97ZM104 112H105V114H106V113L108 114V113L110 112V110H109V111H104ZM115 112H116V111H115ZM115 112H114V113H115ZM126 112H127V111H126ZM229 112H230V111H229ZM60 113H61V112H60ZM80 113H81V111H80ZM90 113H91V112H90ZM99 113L101 114L100 111H99ZM117 113H119V112H117ZM120 113H121V112H120ZM120 113H119V114H120ZM124 113H125V112H124ZM189 113H190V112H189ZM9 114H10V115H9ZM13 114H14V113H13ZM32 114H33V113H32ZM85 114H86V113H85ZM91 114H92V113H91ZM105 114L103 113L104 117H102L103 115L101 116V117H102L101 121H102V120H103V122L106 121V122H105V123H106L105 125H108V124H107L108 121H107V119H106V117H105V116H106ZM147 114H148V112H147ZM147 114H146V115H147ZM176 114H178V111L176 112ZM208 114L210 115V114H212V113L210 112V113H208ZM229 114H230V113H229ZM7 115H9V116L7 117ZM34 115H35V114H34ZM93 115H94V114H93ZM153 115H154V114H153ZM153 115H151V116H153ZM188 115H189V114H188ZM30 116L32 117V115H30ZM70 116H71V115H70ZM73 116H74V114H73ZM147 116H148V115H147ZM151 116H149V117L151 118ZM196 116H197V115H196ZM210 116H212V115H210ZM217 116H218V115H217ZM96 117H97V116H96ZM96 117H95V118H96ZM98 117H99V116H98ZM101 117H100V118H101ZM110 117H111V116H110ZM144 117L146 118V116H144ZM214 117H215V116H214ZM214 117H212V119H215ZM33 118H34V116H33ZM85 118H86V117H85ZM100 118H99V119H100ZM134 118H135V117H134ZM217 118H218V117H217ZM217 118H216V119H217ZM1 119H2V120H1ZM15 119H16V118H15ZM70 119L73 121L72 117H70ZM104 119H106V120H104ZM109 119H110V118H109ZM109 119H108V120H109ZM113 119H114V118H113ZM138 119L140 120V118H138ZM138 119L136 118L135 120L138 121ZM153 119H154V117H153ZM156 119H157V118H156ZM210 119H211V118H210ZM216 119H215V120H216ZM218 119H219V120H218L219 123L222 124V122H223V124H225L224 126H225L226 128H228V127H227L228 125L226 126V123H224V121H223L222 119H221V122H220V117H219ZM4 120H6V121H4ZM37 120H38V118L36 119V116H35V122H39V121H37ZM68 120H69V119H68ZM71 120H69V121H70V124L72 123ZM76 120H77V118H76L74 121H76ZM117 120H118V119H117ZM133 120H134V119H133ZM1 121H2V122H1ZM17 121H18V120H17ZM48 121H49V120H48ZM48 121H47V122H48ZM50 121H52V119H50ZM50 121H49V124H50ZM54 121H55V119H53V122H54ZM69 121H68V122H69ZM110 121H111V120H110ZM119 121H120V120H119ZM122 121H123V120H122ZM150 121L152 122L153 120L150 119ZM195 121H196V120H195ZM216 121H217V120H216ZM32 122H33V121H32ZM53 122H52V124H53ZM82 122H83V121H82ZM85 122H86V121H85ZM113 122H114L113 124L115 125V122H116L115 119H114ZM126 122H127V121H125V123H126ZM151 122H150V123H151ZM153 122L155 123L156 121H153ZM158 122H159V120H158ZM191 122H192V121H191ZM226 122H227V121H226ZM1 123H2V124H1ZM55 123H56V121L54 122V124H55ZM122 123H123V122H122ZM125 123H123V124H125ZM146 123H147V122H146ZM146 123H145V126H144V125H140V127H142V129L145 127L143 130H147V128H146ZM148 123H149V122H148ZM148 123H147V124H148ZM16 124H17V122H16ZM18 124H19V123H18ZM28 124H29V123H28ZM34 124H35V123H34ZM37 124H38V123H37ZM57 124H58V123H57ZM59 124H60V123H59ZM59 124H58V126H61V127H59V128H61V129H59L58 131L60 132V130H62V128L64 127V125H66V122L64 123V125H62V124L59 125ZM72 124H74V123H72ZM82 124H83V123H82ZM117 124H118V123L116 122V125H117ZM123 124H121L122 126L120 125V127H123ZM156 124L158 125L157 122H156ZM50 125H51V124H50ZM116 125H115V126H116ZM125 125H126V124H125ZM161 125H162V124H161ZM161 125H160V126H161ZM219 125H220V124H219ZM62 126H63V127H62ZM66 126H67V125H66ZM92 126H93V125H92ZM133 126H134V125H133ZM158 126H159V125H158ZM224 126H223V128H224ZM238 126H239V125H238ZM2 127H3V128H2ZM56 127H57V126H56ZM67 127H68V126H67ZM82 127H83V126H82ZM106 127H107V126H106ZM118 127H119V126H118ZM261 127H262V126H261ZM57 128H58V127H57ZM65 128H66V127H65ZM65 128H63V130H64ZM69 128H70V127H69ZM80 128H81V127H80ZM97 128H100V127H97ZM127 128H129V126H128ZM178 128H180V126H178ZM6 129H7V128H6ZM66 129H68V128H66ZM78 129H79V128H78ZM78 129H77V130H78ZM101 129H102V128H101ZM109 129H110V128H108V130H109ZM120 129H122V128H119V129L117 130V131H118V135H119V133H120V131H119ZM123 129H124V127H123ZM140 129H141V128H140ZM154 129H156V127H155ZM154 129H153V130H154ZM161 129H163V128H161ZM164 129H165V126H164ZM164 129H163V131H164ZM230 129H231V130H229L227 133L230 132V134H231L234 138H236V141H235V142H239V141L241 140V138H240V137H241V136H240L241 131H238L239 128H238V127L236 128V126H234V127L230 126ZM28 130H29V129H28ZM63 130L60 132V133H61V134H60L61 136H63L62 132H65V131H66V130H64V131H63ZM99 130H100V129H99ZM99 130H98V132H99ZM103 130H104V129L101 130L102 133H104ZM132 130H133V129H132ZM165 130H167V128H166ZM180 130H181V129H180ZM180 130H179V131H180ZM225 130H226V129H225ZM240 130H241V127H240ZM26 131H27V130H26ZM39 131H40V130H39ZM58 131L56 130V132H58ZM79 131H81V129H80ZM79 131H76V132H79ZM91 131H93V130L91 129ZM96 131H97V130H95V131H93V132H96ZM104 131L107 132V128H105ZM124 131H126V130H124ZM130 131H131V129H130ZM177 131H178V130H177ZM179 131H178L177 133H178V134H179V133L181 134V132H179ZM210 131H211V130H210ZM54 132H55V131H54ZM59 132H58V133H59ZM66 132H67V131H66ZM66 132H65V133H66ZM76 132H75V133H76ZM106 132H105V133H106ZM110 132H111V131L109 130V132L106 133V135H107V134H108V135H109V134H110V135H113V134L110 133ZM121 132H122V130H121ZM164 132H165V131H164ZM167 132H168V131H167ZM169 132H170V131H169ZM169 132H168V134H170ZM212 132H213V130H212ZM214 132H215V131H214ZM225 132H226V131H225ZM239 132H240V133H239ZM65 133H64V135L66 136L67 134H65ZM102 133H101V134H102ZM113 133H114V132H113ZM127 133H128V132H127ZM142 133H143V131H142ZM144 133H145V131H144ZM175 133H176V132H175ZM175 133L173 132V134H175ZM177 133H176V134H177ZM24 134L26 135V132H25ZM69 134H70V133H69ZM76 134H77V133H76ZM121 134H122V133H121ZM124 134L127 135L126 132H124ZM171 134H172V133H171ZM171 134H170V135H171ZM176 134H175V136H176ZM233 134H234L235 136H234ZM73 135H74V134H73ZM114 135H115V134H114ZM144 135H145V134H144ZM241 135H242V134H241ZM259 135H260V134H259ZM259 135H258V136H259ZM30 136H31V135H30ZM50 136H51V135H50ZM76 136H77V135H76ZM97 136H98V135H97ZM122 136H124V135H122ZM165 136H167V135L165 134ZM180 136H182V135H180ZM217 136H220L221 139L224 138V137H222L220 134L217 135ZM24 137H25V136H24ZM31 137H32V136H31ZM72 137H73V136H72ZM72 137L70 136V137H68V138H72ZM77 137H78V136H77ZM120 137H121V136H120ZM185 137H186V136H185ZM242 137H243V136H242ZM14 138H15L16 140H14ZM21 138H22V137H21ZM82 138H83V137H82ZM82 138H81V139H82ZM130 138H131V137H130ZM134 138H135V137H134ZM164 138H166V137H164ZM234 138H233V139H234ZM30 139H32V138H30ZM30 139L28 138V140H30ZM74 139H75V135H74ZM79 139H80V138H79ZM81 139H80V140H81ZM94 139H95V138H94ZM102 139H103V138H102ZM102 139H101V140L99 139V141H102ZM109 139H110V137H109ZM109 139H108V141H109ZM175 139H176V138H174L173 141H174ZM183 139H184V137H183ZM183 139H182V141H183ZM217 139H218V138H217ZM253 139H254L256 142H258L259 144H262V143L264 142V137L262 138L261 136L257 137L256 139H255V138H253ZM253 139H251V140H253ZM257 139H259V140H257ZM22 140H23V139H22ZM76 140H77V139H76ZM76 140H75V141H76ZM103 140H104V139H103ZM130 140H131V139H130ZM164 140H166V139H164ZM176 140H177V139H176ZM218 140H219V139H218ZM234 140H235V139H234ZM234 140H233V141H234ZM20 141H21V140H20ZM20 141H19V142H20ZM31 141H32V140H31ZM48 141H49V140H48ZM52 141H53V140H52ZM52 141H51V142H52ZM66 141H67V140H66ZM71 141H72V140H71ZM73 141H74V140H73ZM88 141H89V140H88ZM88 141H87V142H88ZM108 141H107V142H108ZM124 141H126V143H128L127 140L124 139ZM157 141H158V139H157ZM24 142H25V139L23 140V144H24ZM39 142H40V141H39ZM80 142H81V141H80ZM85 142H86V141H85ZM97 142H98V140H97ZM107 142H106V143H107ZM131 142H132V141H131ZM152 142H154L153 144H156L155 139H154ZM164 142H165V141H164ZM177 142H178V141H177ZM242 142H243V143H242L243 146L245 147L246 144H247V143H245L246 141H244V139H243ZM20 143H22V141H21ZM28 143H29V142H28ZM30 143H31V142H30ZM66 143H67V144H62V143H61V144H62V146L64 145V147H65V145H67V147H69V145H68L69 142H66ZM71 143H72V142H71ZM73 143H74V144H71V145H78V144H80V143H78V142H77V144H76V142H73ZM89 143H90V142H89ZM106 143H105V145H106ZM225 143H226V142H225ZM254 143H255V142H254ZM23 144H22V145H23ZM59 144H60V142H59ZM59 144H58V145H59ZM103 144H104V143H103ZM110 144H112V142H111ZM129 144H130V141H129ZM129 144H128V145H129ZM177 144H179V143H177ZM184 144H185V143H184ZM217 144L220 145V143H217ZM237 144L239 145L240 142L237 143ZM237 144H236V145H237ZM242 144H241V146H242ZM25 145H26V144H24V145H23L24 147H23V146H22V147H23V148L27 147V148L25 149V151L22 149V151L27 152L28 149L31 147V144H30V145L27 144L26 146H25ZM35 145H36V144H35ZM45 145H46V144H45ZM45 145H44V146H45ZM82 145H83V144H82ZM93 145H94V144H93ZM93 145H92L91 148L94 149ZM134 145H135V144H134ZM141 145H142V144H141ZM170 145H171V144H170ZM221 145L224 146L223 141H222V144H221ZM250 145H252V144H250ZM250 145H247V146H250ZM41 146H42V145H41ZM48 146H49V145L47 144V150H46V147H43V148H42L44 151H46V153L48 152L49 149H51V148H48ZM51 146H53V145L50 144L49 147H51ZM83 146L85 147V144H84ZM94 146H95V145H94ZM144 146H145V145H144ZM162 146H163V145H162ZM212 146H213V145H212ZM261 146H264V145H261ZM22 147H21V148H22ZM53 147H54V146H53ZM55 147H56V146H55ZM55 147H54V148H55ZM75 147L78 148L79 145H78V146H75ZM80 147L82 148V146H80ZM107 147H109V146H107ZM134 147H135V148H134ZM163 147H165V146H163ZM172 147H173V146H172ZM230 147H231V146H230ZM232 147H233V146H232ZM232 147H231V148H232ZM0 148H1V147H0ZM4 148H6V147L4 146ZM4 148H3V149H4ZM21 148H20V149H21ZM35 148H36V147H35ZM81 148H80V149H81ZM99 148H101V147H99ZM109 148H110V147H109ZM109 148H108V149H109ZM112 148H114V147H112ZM121 148H122V147H121ZM121 148H119V149H121ZM196 148H197V147H196ZM200 148H201V147H200ZM216 148H218V147H216ZM223 148H224L225 150H224ZM223 148H220V147H219V151H218V152H220L221 149H223L228 155H229V154H230V156L232 155V151H231V152H230V151H228V152L226 151V149H227V145H225ZM228 148H229V147H228ZM234 148H235V147H234ZM17 149H18V148H17ZM36 149L38 150V148H36ZM36 149H35V150H36ZM42 149H40V150H42ZM57 149H58V148H56L55 153H56V152L58 153V151H59V153H58L59 155H56V156H59V157L61 156L60 159H64L65 157H63L62 155H64V154H63L64 152H65V153H67V152H66L64 149H63L62 151H60L59 149L57 150ZM60 149H61V148H60ZM83 149H84V148H83ZM97 149H98V147H97ZM97 149H96V150H97ZM114 149H115V148H114ZM133 149H136V146H133ZM137 149H140V148H137ZM193 149H194V148H193ZM229 149H230V148H229ZM229 149H228V150H229ZM243 149H244V148H243ZM258 149H259V148H258ZM29 150H30V149H29ZM43 150H42V152H44ZM51 150H52V149H51ZM116 150H117V149H116ZM167 150H169V149H166V151H167ZM184 150H185V149H184ZM232 150H234V149H232ZM10 151H9V152H10ZM12 151H11V152H12ZM16 151H17V150H16ZM16 151H13V152H12L13 155L15 154V155H14V158L17 156L16 159H18V157H20V156H18V155H22V156L24 155L23 157L26 156V157L28 158V160H25V158H24V160L22 159V161H24L23 164H25V161H27V162L29 161L28 163H30V162H31V160H29L30 157L33 158L32 160H34L35 157H38V156L40 155V156L38 157V158H40L41 156H43V154H45V152L42 153V154H39V153H38L39 155L36 156L37 154L35 153V154H33V157H32V154H28V155H27V154H25V153L23 154L22 152H20V154H18V152H16ZM52 151H53V150H52ZM98 151H99V149H98ZM103 151H104V150H103ZM103 151H102V153H103ZM118 151L120 152V150H118ZM121 151H124V148H122ZM132 151H134V150H132ZM234 151H235V150H234ZM245 151H246L247 154H245ZM245 151L243 152L242 149H241V152H243L245 155H248V154H249L248 152L250 151V149H249V150H246V149H245ZM14 152H16V153H14ZM49 152H50V151H49ZM93 152H94V151H93ZM96 152H97V151H96ZM119 152H118V153H119ZM138 152H139V151H138ZM168 152H169V151H168ZM261 152H262V151H261ZM1 153H3V152H1V149H0V189L3 190V189H6L7 187L12 186V185H14V184L16 183V174L18 173V171H16V170L14 169V164H13V161H12V160H14V158L11 157V159L9 160V164H8V165H5L4 161H5L6 159L4 160V157H3L4 153H3V155H2ZM21 153H22V154H21ZM32 153H33V152H32ZM57 153H56V154H57ZM60 153H61V154H60ZM106 153H107V152H106ZM113 153H114V152H113ZM116 153H117V151H116ZM136 153H137V152H134V155H135L134 157H135V158L138 156V155L136 156ZM171 153H172V152H171ZM220 153L222 154V151H221ZM220 153H219V154H220ZM226 153H223L222 155H223V156H225V155L228 156ZM250 153H252V151H251ZM253 153H254V152H253ZM92 154H94V153H92ZM99 154H100V153H99ZM120 154H123V153L120 152L119 155H120ZM124 154H125V152H124ZM124 154H123V155H124ZM172 154H173V153H172ZM221 154H220V156H222ZM224 154H225V155H224ZM244 154H243V156H245ZM10 155H11V154H10ZM66 155H67V154H66ZM66 155H65V156H66ZM102 155H103V154H102ZM102 155H99V156H101V157H104V156H105V155H103V156H102ZM123 155H122V156H123ZM143 155H144V154H143ZM147 155H148V154H147ZM151 155H152V154H151ZM157 155H158V154H157ZM169 155H171V154H169ZM193 155H194V154H193ZM217 155H218V154H217ZM251 155H252V154H251ZM251 155L249 154V156H245V157H246V158L249 157V158L253 161L252 165H255L256 163H255L254 161H256V160H255L254 158L258 159L259 156L256 157L257 154H255L254 157H253V155H252V156H251ZM4 156H5V155H4ZM11 156H12V155H11ZM34 156H35V157H34ZM44 156H46V155H44ZM44 156H43V158H44ZM80 156H81V155H80ZM80 156H77V159H78V157H80ZM106 156H107V155H106ZM110 156H111V155H110ZM115 156H116V154H115ZM124 156H125V155H124ZM230 156H228V157H230ZM23 157H22V158H23ZM62 157H63V158H62ZM111 157H112V156H111ZM119 157H120V156H119ZM125 157H126V156H125ZM145 157H146V156H145ZM190 157H191V156H190ZM197 157H198V156H197ZM228 157H227V159H228ZM231 157H232V156H231ZM31 158H30V159H31ZM66 158H67V157H66ZM66 158H65L64 161H63L64 164H65V161H67V160L69 159V158H68V159H66ZM73 158H74V157H73ZM81 158H82V157H80V159H81ZM170 158H171V156H170ZM175 158H177V157H175ZM243 158H244V157H243ZM246 158H245V159H246ZM249 158H247V159L250 161ZM261 158H262V157H261ZM35 159H37V158H35ZM41 159H42V158H41ZM45 159H47V158H45ZM55 159H56V158H55ZM57 159H58V158H57ZM71 159H72V157H71ZM71 159H69V160L71 161ZM75 159H76V158H75ZM196 159H197V158H196ZM199 159H200V158H199ZM210 159H211V158H210ZM227 159H225V161H226ZM253 159H254V160H253ZM20 160H21V159H20ZM47 160H48V159H47ZM58 160H59V159H58ZM69 160H68V162H66V164H67V163H68V164L70 163ZM72 160H73V159H72ZM99 160H101V159H99ZM99 160H98V162H99ZM150 160L152 161V157H151ZM150 160H149V162H151ZM220 160H221V158H220ZM231 160H232V159H231ZM258 160L260 161V159H258ZM261 160H262V159H261ZM10 161H12V162H10ZM22 161H21V162H22ZM121 161H122V160H121ZM123 161H124V160H123ZM136 161H140V163H141V160H139L138 158H137ZM221 161H223V159H222ZM233 161H235L236 163H237V161H239L238 157L236 156V153L234 154V160H233ZM262 161H263V160H262ZM6 162H7V161H6ZM14 162H15V161H14ZM72 162H73V161H72ZM118 162H120V161H118ZM147 162H148V160H147ZM147 162H146V163H147ZM228 162H229V161H228ZM256 162H258V161H256ZM31 163H32V162H31ZM54 163H55V162H54ZM54 163H52V164H54ZM56 163H57V161H56ZM59 163H60V162H59ZM96 163H97V162H96ZM100 163H101V162H100ZM104 163H105V162H104ZM121 163H122V162H121ZM121 163H120V164H121ZM125 163H126V162H125ZM135 163H136V162H135ZM138 163H139V162H137V164H138ZM223 163H224V162H223ZM236 163H235V164H236ZM258 163H259V162H258ZM48 164H50V163H48ZM62 164H63V163H62ZM68 164H67V165H68ZM102 164H103V161H102ZM105 164H107V163H105ZM105 164H104V165H105ZM109 164H110V162L108 163V165H109ZM112 164H113V163H112ZM117 164H118V163H117ZM148 164H149V163H148ZM150 164H151V163H150ZM46 165H47V164H46ZM89 165H90V164H89ZM97 165H98V164H97ZM118 165H119V164H118ZM139 165H140V164H139ZM222 165H223V164H222ZM232 165H233V164H232ZM237 165H238V164H237ZM17 166H18V165H17ZM25 166H26V165H25ZM30 166H32V168H34L33 165L30 164ZM52 166H53V169L56 170L57 167H54V165H52ZM59 166H60V165H59ZM65 166H66V165H65ZM120 166H121V165H120ZM149 166H150V165H148V167H149ZM225 166H226V165H225ZM228 166L230 167V165H228ZM35 167H36V166H35ZM125 167H127V166H125ZM235 167H236V165H235ZM235 167H234V168H235ZM237 167H239V166H237ZM252 167H253V166H252ZM254 167H255V168H254L253 171L256 172L255 174L257 175V177H258V175L261 177V175H262L261 172H262V171H260L261 169H259V166H258V167L254 166ZM260 167H262V166H260ZM19 168H20V167H19ZM146 168H147V167H146ZM146 168H145V169H146ZM150 168H152V166H151ZM208 168H210V167H208ZM234 168H233V169H234ZM239 168H240V167H239ZM243 168H244V167H243ZM243 168L241 167V170H242ZM27 169H28V168H27ZM75 169H76V168H75ZM75 169H74V170H75ZM81 169H83V168H81ZM116 169H117V168H116ZM121 169H122V167H121ZM235 169H236V168H235ZM251 169H252V168H251ZM19 170H20V169H19ZM34 170H35V169H34ZM46 170H47V169H46ZM49 170H50V169H49ZM74 170H73V171H74ZM88 170H89V169H88ZM124 170H125V169H123V170H121V171H124ZM147 170H148V168H147ZM27 171H28V170H27ZM27 171H26L25 173H27ZM70 171H72V168H71V167H70ZM78 171H79V170H78ZM83 171H84V170H83ZM89 171H90V170H89ZM92 171H93V170H92ZM125 171H127V170H125ZM145 171H146V170H145ZM156 171H157V170H156ZM208 171H210V173H209V174L207 173V175H208V177H211V173H212V172H211V169L208 170ZM208 171H207V172H208ZM212 171H214V170L212 169ZM243 171H244V169H243ZM243 171H242V172H239V174H240V173H241V174H240V176H239V175H237V176H238L240 179H239L238 177H236V178H238V179H236V181H239V184L241 183V185L243 184L244 186H245V184H246V186H245V187H246V191H248V194H250L251 197H252V194H253V197H254V193L252 192V189H253L254 186L251 187V181H250V179H248V177H247L248 174L246 173V171H244V172H243ZM249 171L252 172V170H250V169H249ZM23 172H24V170H23ZM30 172H31V171H30ZM50 172H51V171H50ZM52 172H53V170H52ZM52 172H51V173H52ZM55 172H56V171H55ZM55 172H53V173H55ZM74 172H75V171H74ZM80 172H81V171H80ZM94 172H95V170H94ZM112 172H113V171H112ZM117 172H118V171H117ZM146 172H147V171H146ZM149 172H150V171H149ZM214 172H215V171H214ZM214 172H213V173H214ZM46 173H48V172L46 171ZM60 173H61V172H60ZM86 173L89 174V172H86ZM114 173H115V171H114ZM114 173H113V174H114ZM126 173H127V172H126ZM130 173H131V172H130ZM133 173H134V172H133ZM147 173H148V172H147ZM259 173H260V174H259ZM18 174H19V173H18ZM61 174H62V173H61ZM63 174H64V173H63ZM65 174H66V172H65ZM65 174H64V175H65ZM88 174H87V175H88ZM90 174H91V173H90ZM113 174H112V175H113ZM150 174H152V171H151ZM150 174H149V175H150ZM153 174H154V173H153ZM215 174H217V173L215 172ZM251 174L253 175L254 173H251ZM43 175H44V174H43ZM54 175H55V174H54ZM54 175L51 174V176H53V178H55ZM70 175L74 176L75 174L70 173ZM108 175H111V174L109 173ZM112 175H111V176H112ZM114 175H116V174H114ZM118 175H119V174H118ZM127 175H128V174H127ZM209 175H210V176H209ZM220 175H221V174H220ZM234 175H235V174H233V176H234ZM17 176H18V175H17ZM51 176H49V174H48V178H50ZM65 176H66V175H65ZM101 176H103V175L101 174ZM106 176H107V175H106ZM106 176H105V177H106ZM136 176H138V175L136 174ZM151 176H152V175H151ZM212 176H213V175H212ZM263 176H264V175H263ZM27 177H28V176H27ZM46 177H47V176H46ZM75 177L77 178L76 175H75ZM75 177H73V178H75ZM103 177H104V176H103ZM153 177H154V175H153ZM213 177H215V176H213ZM257 177H255V178L257 179ZM73 178L71 179V181H72V182L75 181L74 183L78 185L79 182L76 183V179L74 180ZM90 178H91V177H90ZM107 178H109V176H107ZM128 178H129V177H128ZM137 178H139V177H137ZM150 178H152V177H150ZM206 178H207V177H206ZM216 178L218 179V181H220V179H221V178L219 179V177H217V176H216ZM41 179H42V178H41ZM63 179H64V178H63ZM77 179H78L77 181H79L80 178H77ZM96 179H97V177H96ZM152 179H155V177L152 178ZM259 179H260V180H259V181H260L259 183L262 184L261 187H262V189H264V184H263V183H264V181H263V180H264V177H263V179H261V178H259ZM80 180H81V179H80ZM93 180H94V179H93ZM105 180H106V178H105ZM119 180H120V178H119ZM209 180H210V179H209ZM254 180H255V179H254ZM261 180H262V181H261ZM25 181H26V180H25ZM57 181H59V180L56 179V180L53 181V182L55 183V182H57ZM60 181H62L61 178H60ZM99 181H100V180H99ZM156 181H157V180H156ZM241 181H242V182H241ZM256 181H257V180H256ZM27 182H28V181H27ZM40 182H42V181H40ZM53 182H52V183H53ZM69 182H70V181H69ZM38 183H39V181H38ZM43 183L45 184V182H43ZM43 183H41V184H43ZM49 183H50V182H49ZM60 183H61V182H60ZM70 183H71V182H70ZM70 183H69V184H70ZM74 183H73V184H72V183L70 184L71 187H72V186H75ZM90 183H91V182L89 181V184H90ZM105 183H106V182H105ZM109 183H110V182H109ZM112 183L114 184V182H112ZM220 183H221V182H220ZM256 183H258V182H256ZM259 183H258V186H260ZM32 184H33V182H32ZM50 184H51V183H50ZM55 184H57V183H55ZM58 184H59V183H58ZM67 184H68V182H67ZM69 184H68V185H69ZM87 184H88V183H87ZM102 184H103V183H102ZM102 184H101V185H102ZM113 184H112V185H113ZM138 184H139V183H138ZM205 184H206V183H205ZM212 184H214V183H212ZM215 184H216V183H215ZM223 184H224V183H223ZM239 184H238V185H239ZM6 185H7V186H6ZM21 185L23 186L24 184H21ZM36 185H37V184H35V186H36ZM38 185H39V184H38ZM81 185H82V184H81ZM85 185H86V184H85ZM85 185H84V186H85ZM125 185H126V184H125ZM133 185H134V184H133ZM219 185H220V184H219ZM243 185H242V186H243ZM31 186H32V185H31ZM39 186H40V185H39ZM49 186H50V185H49ZM99 186H100V185H99ZM108 186H109V185H108ZM108 186H107V187H108ZM115 186H116V185H114V186H112V187L109 186L110 190H111V191H112V190H116L117 188H116ZM210 186H211V184H210ZM212 186H213V185H212ZM212 186H211V187H212ZM215 186H216V185H215ZM215 186H214V187H215ZM244 186H243V187H244ZM18 187H19V185H18ZM28 187H29V189H31L30 186H28ZM78 187H79V186H78ZM80 187H81V186H80ZM103 187H104V186H103ZM114 187H115V189H114ZM144 187H145V186H144ZM211 187H210V190H211ZM214 187H213V188H214ZM221 187H222V186H221ZM221 187H219V188L221 189ZM235 187H236V186H235ZM245 187H244V188H245ZM9 188H10V187H9ZM16 188H17V187H16ZM16 188H15V189H16ZM63 188H64V187H63ZM69 188H70V187H68L67 189H69ZM84 188H85V187H84ZM109 188H108V190H109ZM112 188H113V189H112ZM7 189H8V188H7ZM17 189H18V188H17ZM21 189H22V188H21ZM33 189H34V188H33ZM33 189H32V191H34ZM45 189H46V193H47L48 190H47V188H45ZM45 189H44V191H45ZM48 189H49V188H48ZM53 189H54V188H53ZM72 189H73V190H76V189H74V188H72ZM8 190H9V189H8ZM8 190H5V192L8 191ZM50 190H51V189H50ZM50 190H49V192H50ZM65 190H66V189H65ZM69 190H70V192H72L71 189H69ZM105 190H106V189H105ZM108 190H106V191H108ZM155 190H156V189H155ZM15 191L18 192L19 190H15ZM100 191L102 192V190H100ZM195 191H196V190H195ZM1 192H2V191H1ZM49 192L47 193L48 196H49V194H50ZM74 192H76V191H74ZM81 192H82V190H81ZM103 192H104V191H103ZM109 192H110V191H109ZM220 192H221V191H220ZM251 192H252V194H251ZM263 192H264V191H263ZM6 193H7V192H6ZM6 193H4V194H6ZM13 193H14V192H13ZM20 193H21V192H19V196H20V198L18 197V201H19L20 199H22V200H21L22 202H21V201H20V202L23 203V199H25V197H24L23 193H21V194H20ZM63 193H64V192H63ZM83 193H84V192H83ZM83 193H82V195H84ZM86 193H87V192H86ZM110 193H111V192H110ZM110 193H109V194H110ZM116 193H118V191H117ZM206 193H208V192L206 191ZM1 194H3V193H1ZM15 194H16V197H15V199H16V198H17V193H15ZM47 194H44V195L46 196ZM54 194H55V192H54ZM67 194H68V193L65 191V195H66V196H67ZM105 194H106V195H105ZM107 194H108V193H106V192L104 193L105 196H107ZM109 194H108V196H109ZM135 194H136V193H135ZM58 195H59V193H58ZM68 195H71V194L69 193ZM102 195H103V194H102ZM127 195H128V194H127ZM230 195H231V194H230ZM244 195H245V194H244ZM21 196H22V198H21ZM66 196H64V197H66ZM77 196H78V194L75 195V197H74L75 201L78 200L79 202H81V201L79 200V197H77ZM85 196H87V195L85 194ZM97 196H98V195H97ZM131 196H132V195H131ZM198 196H199V195H198ZM235 196H236V195H235ZM13 197H14V196H13ZM56 197H57V196H56ZM87 197H88V196H87ZM89 197H90V196H89ZM93 197H94V196H93ZM95 197H96V196H95ZM95 197H94V198H95ZM123 197H124V196H123ZM77 198H78V199H77ZM83 198H85V197H83ZM90 198H91V197H90ZM98 198H99V197H98ZM236 198H238V197H236ZM69 199L71 200V198H69ZM72 199H73V198H72ZM74 199H73L72 203H74ZM88 199H89V198H88ZM92 199H93V198H92ZM103 199H104V198H103ZM130 199H131V197H130ZM130 199H129V200H130ZM140 199H141V198H140ZM2 200H3V198H2ZM47 200H48V201H47ZM70 200H69V202H71ZM86 200H87V199H86ZM115 200H116V199H115ZM235 200H236V199H235ZM253 200H254V199H252V200H250V201H253ZM262 200H264V199H260V198H259V204H260V201H262ZM64 201H66V200L64 199ZM78 201H77V202H78ZM117 201H118V200H117ZM237 201H239V199H238ZM243 201H244V200H243ZM243 201H242V202H243ZM0 202H1V201H0ZM2 202H3V201H2ZM42 202H44V201L42 200ZM45 202H47L46 205H48L49 203H51V202L49 201L48 198L46 199ZM45 202H44V203H45ZM67 202H68V200H67ZM67 202H66V203H67ZM82 202H83V201H82ZM256 202L258 203L257 200H256ZM256 202H255V200H254L253 202H251V204H252V203L254 204V205H252V207L254 206V208H257V206H256V205H257ZM16 203H17V201H16ZM21 203H20V204H21ZM44 203H43V204H44ZM62 203H64V202H62ZM85 203H87L88 205L90 204V203H88V202H85ZM202 203H203V202H202ZM1 204H2V203H1ZM1 204H0V207H2ZM81 204H82V203H81ZM114 204H115V203H114ZM123 204H124V203H123ZM128 204H129V203H128ZM259 204H258V205H259ZM5 205H6V204H5ZM13 205H14V203H13ZM13 205L10 204V206H9V205H7V206L11 207V206H13ZM67 205H69V204H68V203H67L66 205L64 204V205H62V207H65V206H67ZM88 205H87V207H89ZM107 205H108V204H107ZM235 205H236V204H235ZM239 205H240V204H239ZM246 205H249V203L246 204ZM23 206H25V205H22V207H23ZM29 206H30V205H29ZM72 206H73V204H72ZM76 206H77V205H76ZM76 206H74V207H76ZM115 206H116V205H115ZM232 206H233V205H232ZM242 206H243V205L241 204L240 207L242 208ZM22 207H19V203H18V205H17L16 207H14V208H15V209H16V208H19V209L21 208V209H22ZM31 207H32V206H31ZM67 207H68V206H67ZM67 207H65V208H67ZM74 207H72V208L74 209ZM83 207H84V206H83ZM102 207H103V206H102ZM107 207H108V206H107ZM125 207H126V205H125ZM137 207H138V206H137ZM233 207H234V206H233ZM233 207H232V210L234 209ZM248 207H249V206H248ZM259 207L261 208V206H259ZM259 207H258V209H254V210H256V212H257L258 210H260ZM2 208H3V207H2ZM4 208H5V207H4ZM28 208H29V207H28ZM81 208H82V207H81ZM97 208H98V207H97ZM97 208H95V209L97 210ZM100 208H101V207H100ZM118 208H119V207H118ZM118 208H117V209H118ZM235 208H237V207H235ZM263 208H264V206H263ZM7 209H9V208L7 207ZM7 209L5 208L6 211H7ZM24 209H25V208H24ZM26 209H27V208H26ZM37 209H38V208H37ZM60 209H61V210H59V209L55 210V211H56V214L61 213L60 211H62L63 209H62V208H60ZM95 209H94V210H95ZM124 209H125V208H124ZM124 209H123V210H124ZM140 209H141V208H140ZM140 209H139V210H140ZM152 209H153V208H152ZM162 209H163V208H162ZM162 209H161V210H162ZM237 209L239 210V207H238ZM237 209H236V210H237ZM11 210H12V209H11ZM34 210H35V209H34ZM39 210H40V209H39ZM74 210H75V209H74ZM105 210H106V209H105ZM135 210H136V209H135ZM254 210H253V211H254ZM2 211H4V210H2ZM6 211H4V212H6ZM18 211H19V210H18ZM22 211H23V210H22ZM31 211H32V210H31ZM40 211H42V210H40ZM40 211H39V212H40ZM65 211H67V209H65ZM68 211H69V210H68ZM68 211H67V212H68ZM81 211H83V210H81ZM81 211L78 210L79 213H80ZM106 211H108V210H106ZM106 211H105V212H106ZM121 211H122V210H121ZM132 211H133V210H132ZM233 211H235V210H233ZM248 211H249V210H248ZM261 211L264 212V210H261ZM261 211H258V212L260 213ZM9 212H11V211L8 210L7 213H9ZM20 212H21V210H20ZM24 212H25V211H24ZM29 212H30V210H29ZM34 212H35V211H34ZM67 212H66V213H67ZM73 212H74V211H73ZM92 212H93V211H92ZM97 212H98V211H97ZM111 212H112V210H111ZM114 212H116V211L114 210ZM151 212H152V211H151ZM254 212H255V211H254ZM254 212H253V213H254ZM258 212L254 214V217H255V218H253V219L256 220V217H257ZM17 213H18V212H17ZM35 213H36V212H35ZM50 213H51V212H50ZM89 213H90V212H89ZM94 213H95V212H94ZM136 213H137V212H136ZM3 214H4V213H3ZM20 214H21V213H20ZM51 214H52V213H51ZM51 214H49V218L47 217L48 219H50V218L52 219V217H54L53 219L57 220V217H58V218L61 217L60 214H59L60 216L58 215L57 217H55V216H56L55 212H53V214H54L55 216H52V217H51ZM53 214H52V215H53ZM80 214H81V213H80ZM119 214H120V213H119ZM137 214H138V213H137ZM170 214H171V213H170ZM244 214H245V213H244ZM248 214H249V213H248ZM260 214H261V213H260ZM5 215H6V213H5ZM83 215H84V213H83ZM83 215H82V216H83ZM92 215H93V214H92ZM94 215H96V214H94ZM97 215H98V214H97ZM103 215H104V214H103ZM103 215L101 214V216H103ZM106 215H107V214H106ZM106 215H105V217H106ZM109 215H111V214H108L107 216H109ZM167 215H168V213H167ZM173 215H174V214H173ZM255 215H256V216H255ZM46 216H47V215H46ZM101 216H99V217L101 218ZM155 216H157V214H155ZM171 216H172V214H171ZM207 216H208V215H207ZM79 217H80V215H79ZM105 217H104V218H105ZM159 217H160V215H159ZM168 217H169V215H168ZM177 217H178V216H177ZM243 217H244V216H243ZM261 217H262V216L257 217L258 221L260 220V222H262L261 219L264 220V218H261ZM0 218H1V217H0ZM36 218H37V220H39V219H38L39 217H36ZM44 218H45V217H44ZM112 218H113V217H112ZM129 218H130V217H129ZM129 218H128V219H129ZM157 218H158V217H157ZM181 218H182V217H181ZM260 218H261V219H260ZM1 219H2V218H1ZM79 219H80V218H79ZM101 219H102V218H101ZM114 219H115V218H114ZM122 219H123V218H122ZM124 219H126V218H124ZM124 219H123V220H124ZM139 219H140V218H139ZM35 220H36V219H35ZM37 220H36V221H37ZM82 220H83V223H85V222H84L85 219L82 218ZM109 220H112V219H109ZM109 220H108V222H109ZM131 220H132V219H131ZM131 220H130V222H131ZM168 220H169V218H168ZM175 220H176V219H175ZM255 220L253 221V223H252V222H250V224H249V222H246V223H247V225H250V226H251V225H252V226L255 225V226H254L255 228L251 227L253 230H254V229H255V230H256V229H260V228H257V226H258V227H261L260 224L257 223ZM13 221H14V220H13ZM125 221H126V220H125ZM128 221H129V220H127V223H128ZM135 221H136V220H135ZM251 221H252V220H251ZM1 222H2V221H1ZM1 222H0V223H1ZM105 222H106V221H105ZM105 222H103V223L105 224ZM119 222H120V221H119ZM138 222H139V221H138ZM165 222H166V221H165ZM169 222H170V220H169ZM180 222H181V221H180ZM238 222H239V220H238ZM240 222H241V221H240ZM240 222H239V223H240ZM32 223H34L33 220H32ZM81 223H82V222H81ZM83 223H82V224H83ZM94 223H95V222H94ZM116 223H117V222H116ZM116 223H115V224H116ZM133 223H134V221H133ZM235 223H236V222H235ZM235 223H233V226H234V227H235V225H234ZM254 223H256L257 225L254 224ZM4 224H5V223H4ZM29 224H30V223H29ZM35 224H36V223H35ZM41 224H42V223H41ZM82 224H81V226H82ZM104 224H103V226H104ZM118 224H119V223H118ZM122 224H123V223H122ZM131 224H132V223H131ZM199 224H200V223H199ZM201 224H202V222H201ZM240 224H241V223H240ZM244 224H245V223H244ZM253 224H254V225H253ZM258 224H259V225H258ZM262 224H263V223H262ZM87 225H88V227H87ZM90 225H91V223H90V224H85V226L81 227V228H83L82 230H86L87 232H89V230H90L89 233H86V231H84L85 233L83 232V234H87V236H90V235H91V232H92V233L95 232V231H93L95 228H94V229H93V228L90 229V228H91ZM106 225H107V224H106ZM106 225H105V226H106ZM134 225H135V224H134ZM245 225H246V224H245ZM247 225H246V226H247ZM6 226H7V225H6ZM97 226H99V228H101L99 223L97 224ZM97 226H95V227H96L95 230H98V229H99ZM117 226H118V225L116 224V229H117ZM168 226H169V225H168ZM201 226H202V225H201ZM241 226L244 227L243 223H242ZM0 227H1V225H0ZM2 227H3V226H2ZM4 227H5V226H4ZM22 227H23V226H22ZM89 227H90V228H89ZM121 227H123V226H121ZM143 227H144V226H143ZM185 227H186V226H185ZM202 227H203V226H202ZM262 227H263V226H262ZM5 228H6V227H5ZM5 228H4V229H5ZM27 228H29V225H27ZM84 228H87V229H84ZM97 228H98V229H97ZM102 228H103V227H102ZM124 228H126V227H124ZM127 228H128V226H127ZM248 228H249V226H248ZM238 229H241V227H240V228L238 227ZM8 230H9V229H8ZM8 230H6V231L9 232ZM21 230H22V229H21ZM112 230H113V228H112ZM112 230H110V231H112ZM145 230H146V229H145ZM165 230H166V229H165ZM177 230H178V229H177ZM262 230H264V227H263ZM23 231H24V230H23ZM26 231H27V230H26ZM98 231H99V230H98ZM121 231H122V230H121ZM167 231H168V230H167ZM230 231H231V230H230ZM0 232H2V229H1ZM4 232H5V231H4ZM18 232H19V231H18ZM18 232H17V233H18ZM20 232H21V231H20ZM24 232H25V231H24ZM107 232H108V231H107ZM115 232L120 233L119 230H118V231L115 230L113 234H115ZM172 232H173V231H172ZM231 232H232V233H233V232H236V229H235V231H231ZM231 232H230V233H231ZM258 232H260V231H258ZM22 233H23V232H21V234H22ZM26 233H28V232H26ZM35 233H36V232H35ZM176 233H177V232H176ZM250 233H251V232H250ZM253 233H255V232H253ZM2 234H3V233H2ZM15 234H16V233H15ZM19 234H20V233H19ZM19 234H18V237H19ZM41 234H43V233H41ZM93 234H95V233H93ZM101 234H102V233H101ZM107 234H108V233H107ZM113 234H110V236L112 237ZM233 234H234V233H233ZM256 234H257V232H256ZM263 234H264V233H263ZM4 235H5V236H4ZM4 235H3V237L0 236L1 238H3V239H1V240H4V241H5V243H4V241H1V243H0V263H1L2 260L5 259V261H7V258H10V252L12 251V248H13V247H12L13 244L10 245V242H11V243H14L13 241L10 240V239H11V235H10L9 233H7V235H6V234H4ZM8 235H9V238H8ZM22 235L25 236L26 234H22ZM32 235H33V236H37V235H35V234H32ZM39 235H40V234H39ZM39 235H38V236H39ZM60 235H61V234H60ZM78 235H79V234L77 233L76 236H78ZM115 235H118V234L116 233ZM115 235H114V236H115ZM30 236H31V235H30ZM33 236H32V237H33ZM40 236H42V235H40ZM40 236H39V238H41ZM62 236H63V235H62ZM62 236H61V238H62ZM76 236H75V237H76ZM83 236H84V237H87L86 235H82L81 238H80V235H79V238H76V241H81V240H79V239H82ZM92 236H93V235H92ZM92 236H91V237H92ZM95 236H96V235H95ZM102 236H103V235H102ZM104 236H105V235H104ZM118 236H120V235H118ZM118 236H115L116 238H115V237H114V238H115V241H116V239H117L116 242H118L119 245H120V244H121V243H120V242H121V239L117 238ZM121 236H122V235H121ZM121 236H120V237H121ZM123 236H124V235H123ZM129 236H130V235H129ZM140 236H141V235H140ZM176 236H177V235H176ZM245 236H246V235H245ZM253 236H255V235H253ZM64 237H65V236H64ZM64 237L62 238V240L64 239ZM107 237H108V235H107ZM124 237H126V236H124ZM124 237H122V238H124ZM138 237H139V236H138ZM172 237H173V236H172ZM247 237H248V236H247ZM255 237H257V236H255ZM26 238H27V237H26ZM33 238H34V237H33ZM39 238H38V239H39ZM61 238H60V239H61ZM87 238H88V237H87ZM96 238H98V237L96 236ZM114 238H112V239H114ZM248 238H250V237H248ZM248 238L245 239V240H248ZM30 239H31V238H30ZM34 239H35V238H34ZM34 239H33V240H34ZM36 239H37V238H36ZM36 239H35V240H36ZM77 239H78V240H77ZM83 239H84V238H83ZM83 239H82L81 242H83ZM108 239L110 240L111 238H108ZM112 239H111V240H112ZM118 239L120 240V242H119ZM126 239H127V238H126ZM219 239H220V238H219ZM231 239H232V238H231ZM236 239H237V238H236ZM239 239H242V238H239ZM251 239H252V238H251ZM9 240H10V241H9ZM28 240H29V239H28ZM33 240L31 239V242H30V243H33V244L31 245V247H33L34 245H36L37 242L42 241V239H41V240L39 239V241L36 240L37 242H33ZM62 240H60V243H63V242L65 241V240H64V241L62 242ZM242 240L244 241V239H242ZM242 240H241V241H242ZM252 240H255V239H252ZM24 241H25V240H24ZM66 241H67V240H66ZM66 241H65V242H66ZM68 241H70V242L72 243V240H71L70 238H69ZM76 241H75V242H76ZM130 241H131V240H130ZM236 241H237V240H236ZM238 241H240V240H238ZM241 241H240V242H241ZM257 241H259V240H257ZM28 242H29V241H28ZM57 242H59V239H58L56 242H53V241L50 242V243H52L51 246H54V244H55V243L57 244ZM90 242H91V240L89 239V242H88V243H87V242H83L82 245L85 246V245H84L85 243H86V245H87V244H89ZM122 242H123V241H122ZM128 242H129V241H128ZM128 242H127V243H128ZM244 242H245V241H244ZM254 242H255V241H254ZM2 243H3V244H2ZM26 243H27V242H26ZM43 243H44V242H43ZM53 243H54V244H53ZM67 243H69V242H67ZM71 243H69L68 245L70 246ZM118 243H117V244H118ZM124 243H125V242H124ZM137 243H138V242H137ZM246 243H247V242H246ZM112 244H113V243H112ZM134 244H135V243H134ZM134 244H133V245H134ZM236 244H237V243H236ZM242 244H243V243H242ZM252 244H253V243H252ZM252 244H251V246H250V247H251L250 249H252ZM29 245H30V244H29ZM48 245H49V247H51L50 244H48ZM61 245H62V244H61ZM73 245H75V244L73 243V244L71 245V247H72ZM82 245L80 246V248H82V249H78V250H79L80 252H81V251L84 252L85 250L87 251V250H88V247H87V246L82 247ZM110 245H111V244H110ZM121 245H122V244H121ZM121 245H120V246H121ZM123 245H124V244H123ZM234 245H235V244H234ZM238 245H240V244H238ZM255 245H256V244H254V246H255ZM10 246L12 247L11 249L9 248ZM24 246H25V245H24ZM36 246H37V245H36ZM75 246H76V245H75ZM88 246H90V245H88ZM108 246H109V245H108ZM184 246H185V245H184ZM194 246H195V245H194ZM194 246H193V247H194ZM246 246H247V245H246ZM254 246H253V247H254ZM262 246H263V245H262ZM15 247H16V246H15ZM46 247H47V246H46ZM49 247H48V248H49ZM71 247H70V248H71ZM100 247H101V246H100ZM102 247H103V248H102ZM102 247H101L102 250L105 249V251H106L107 249H110V248H108V247H107V249H106V245H105V246H102ZM112 247H113L114 249H116V244H115V246L112 245L111 248H112ZM117 247H118V245H117ZM123 247H124V246H123ZM140 247H141V246H140ZM193 247H192V248H193ZM234 247H235V246H234ZM236 247H237V246H236ZM243 247L245 248V246H243ZM248 247H249V245H248ZM256 247H257V246H256ZM27 248H28V247H27ZM34 248H35V249H33L32 252L29 251V249H28L29 254H28V251H27V254H26L27 257L30 255V252L33 253V252L36 251V247H34ZM44 248H45V247H44ZM68 248H69V247H68ZM86 248H87V249H86ZM119 248H120V247H119ZM121 248H122V246H121ZM121 248H120V249H121ZM185 248H186V247H185ZM240 248H241V246H239V248H237V249L240 250ZM31 249H32V248H31ZM120 249H119V250H120ZM123 249H124V248H123ZM123 249H122V250H123ZM137 249H138V247H137ZM174 249H175V248H174ZM231 249L234 250L233 247H232ZM235 249H236V248H235ZM260 249H261V248H259L258 250H260ZM262 249H263V248H262ZM10 250H11V251H10ZM13 250H16V249L13 248ZM23 250H25V249H23ZM47 250H48V249H47ZM49 250H50V249H49ZM49 250H48V251H49ZM68 250H70V249H68ZM71 250H75L74 247H73V249H71ZM97 250H99V249L97 248ZM116 250H117V249H116ZM131 250H132V248H131ZM187 250L189 251V248H188V247H187ZM245 250H246V249H245ZM39 251H40V250H39ZM42 251H43V249H42ZM64 251H66V250H64ZM114 251H115V250H114ZM117 251H118V250H117ZM139 251H141V250H139ZM191 251H192L191 253H193V254H194V253H197V252H195V251L192 250V249H191ZM193 251H194V252H193ZM196 251H197V250H196ZM246 251H247V250H246ZM263 251H264V250H263ZM14 252H15V251H14ZM23 252H24V251H23ZM46 252H47V251H46ZM46 252H44V253H46ZM67 252H68V251H67ZM97 252H98V251H96V254H97L98 256H100L99 254L102 253V254H101V258H102V256H103V251H100V250H99V252H98V253H97ZM121 252L124 253V251H121ZM125 252H127V251L125 250ZM131 252H132V251H131ZM184 252H185V250H184ZM184 252H183V253H184ZM226 252H227V251H226ZM229 252H230V251H229ZM240 252H241V251H240ZM256 252H258V251H256ZM260 252H261V251H260ZM260 252H259V254L261 255ZM12 253H13V252H12ZM21 253H22V252H21ZM63 253H64V255H65V252H63ZM73 253L75 254V253H76V250H75V252L73 251ZM73 253H72V254H73ZM84 253H85V252H84ZM107 253H108V250H107ZM123 253H122V255H123ZM186 253H188V252L186 251ZM198 253H199V252H198ZM246 253H247V252H246ZM262 253H263V252H262ZM115 254H116V253H115ZM119 254H120V253H119ZM126 254H127V253H126ZM133 254H136V253H134V251H133ZM228 254H229V253H228ZM233 254H234V253H233ZM259 254L256 255V256H259ZM45 255H47V254H45ZM67 255H68V254H67ZM67 255H66V256H67ZM75 255H78V254L76 253ZM75 255H72V256H74L73 258H75ZM82 255H83V254H82ZM97 255H96V257H98ZM113 255H114V254H113ZM122 255L120 254V259H123V258H121ZM124 255H125V254H124ZM124 255H123V256H124ZM187 255H188V254H187ZM187 255H185V256H187ZM238 255H240V253H239ZM5 256H6V257H5ZM11 256H12V255H11ZM24 256H25V255L23 254V257H24ZM30 256H31V255H30ZM32 256H33V255H32ZM111 256H112V255H111ZM116 256H117V255H116ZM116 256H114V257H116ZM118 256H119V255H118ZM118 256H117V257H118ZM228 256H229V255H228ZM256 256H255V257H256ZM13 257H14V256H13ZM76 257H77V256H76ZM124 257H125V256H124ZM180 257H181V256H180ZM259 257H260V256H259ZM261 257H262V256H261ZM28 258H29V257H28ZM59 258H61V257H59ZM110 258H111L112 260L114 259L113 256L110 257ZM110 258H109L108 260H111ZM227 258H228V257H227ZM237 258H238V257H237ZM237 258H236V259H237ZM256 258L258 259V257H256ZM11 259H12V257H11ZM24 259H26V257H25ZM67 259H69V258L66 257V260H67ZM125 259H126V258H125ZM125 259H124V260H125ZM182 259H184V257H183ZM246 259H247V258H246ZM254 259H255V258H254ZM12 260H13V259H12ZM12 260H10V261H11V264H14ZM16 260H17V258H16ZM27 260H28V259H26V261H27ZM37 260H38V259H37ZM99 260H100V257H99ZM103 260H104V259H103ZM103 260H102V261H103ZM136 260H137V259H136ZM233 260H234V259H233ZM240 260H241V258H239V261H240ZM243 260H244V258H243ZM261 260H263V259H261ZM8 261H9V260H8ZM29 261H31V260L29 259ZM29 261H27V262H25V263H23V264H28ZM42 261H43V259H42ZM45 261H46V259H45ZM59 261H60V260H59ZM61 261H62V260H61ZM68 261H69V260H68ZM105 261H106V260H105ZM125 261L127 262V259H126ZM128 261H129V260H128ZM198 261H199V260H198ZM245 261L247 262V261H249V260H244V262H245ZM73 262H74V261H73ZM94 262H95V261H94ZM107 262H108V261H107ZM242 262H243V261H242ZM242 262H241V263H242ZM261 262H262V261H261ZM8 263H9V262H8ZM34 263L37 264L38 261H35ZM57 263H59V262H57ZM117 263H118V262H117ZM122 263H124V262H122ZM128 263H129V262H128ZM130 263H132V262L130 261ZM241 263L239 262V264H241ZM257 263H258V261H257ZM15 264H16V263H15ZM29 264H30V263H29ZM32 264H33V263H32ZM41 264H42V263H41ZM43 264H46V263L43 262ZM59 264H60V263H59ZM87 264H90V263H87ZM91 264H92V263H91ZM112 264H113V263H112ZM114 264H116V263H114ZM119 264H120V263H119ZM125 264H126V263H125ZM248 264H249V263H248ZM260 264H261V263H260Z\"/></svg>",
    "mask_w": 264,
    "mask_h": 264
},
{
    "label": "crops",
    "instance_id": "crops-1",
    "mask_svg": "<svg viewBox=\"0 0 264 264\" xmlns=\"http://www.w3.org/2000/svg\"><path fill=\"white\" fill-rule=\"evenodd\" d=\"M257 134H258V135L260 134L259 136H261L262 138L264 137V131H263V130H260L259 133H257ZM258 135H257V137H259ZM235 139H236V138H235ZM257 140H259V139H257ZM252 166H253V165H252ZM252 169L254 170V167H252ZM260 171H261V170H260ZM258 180H260V179L258 178Z\"/></svg>",
    "mask_w": 264,
    "mask_h": 264
}]
</instances>
